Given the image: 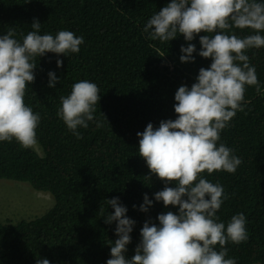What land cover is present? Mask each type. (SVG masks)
<instances>
[{"label":"trees","instance_id":"obj_1","mask_svg":"<svg viewBox=\"0 0 264 264\" xmlns=\"http://www.w3.org/2000/svg\"><path fill=\"white\" fill-rule=\"evenodd\" d=\"M169 2L0 0V36L13 29L15 39L22 41L38 20L41 34L68 30L84 37L76 54L47 53L35 61V80L24 102L41 117L36 130L41 155L15 141L0 142V180L26 183L53 201L39 217L14 224L0 221V264H37L41 258L50 264H106L110 241L118 238L115 222L104 223L105 215L113 212L107 200L114 197L135 221L126 253L130 259L144 222L158 224L156 217L162 212L178 211L155 201L147 213L139 211L144 195L152 200L165 185L155 175L151 182L145 178L149 170L138 156L137 133L149 123L158 128L161 121L174 120L177 89L191 87L199 69L208 68L211 61L196 54L199 36L191 41L196 45L195 62L182 64L180 48L188 43L183 36L162 43L143 31ZM235 31L241 37L251 34ZM247 55L260 91L246 86L244 111L236 114L218 142L232 148L242 163L235 173L204 176L222 185L228 197L217 212L221 222L227 224L238 213L246 217L248 240L229 242L228 256L237 264H264V48L250 49ZM57 59L63 60L60 68ZM50 71L61 80L54 88L47 86ZM81 80L95 83L101 98L94 121L87 129L78 128L83 138L77 139L57 113L60 97L70 95Z\"/></svg>","mask_w":264,"mask_h":264},{"label":"clouds","instance_id":"obj_2","mask_svg":"<svg viewBox=\"0 0 264 264\" xmlns=\"http://www.w3.org/2000/svg\"><path fill=\"white\" fill-rule=\"evenodd\" d=\"M30 27L22 41L15 39L13 29L0 36V142L15 141L24 149L38 144L36 130L41 117L24 102L26 90L35 80V61L47 53L76 54L84 43L83 36L68 30L55 36L41 34L38 20ZM235 30H250L251 34L241 37ZM143 31L149 39L162 43L183 36L188 43L180 48L182 64L195 62L196 45L191 41L199 36L200 51L196 54L211 63L199 69L191 87L177 89L174 120L161 121L158 128L149 123L137 133L138 156L149 170L145 178L151 182L155 175L165 185L152 200L145 194L139 211L147 213L153 201L178 211L162 212L156 217L158 224L146 220L134 255L128 259L135 221L126 215L127 208L117 197L107 200L113 212L105 215L104 223L115 222L118 238L110 241L106 264H237L228 256L227 245L248 240L246 217L238 213L227 224L219 220L217 212L228 197L222 185L204 174L235 173L242 163L232 148L218 142L236 114L244 111L246 86L260 91L256 68L247 52L264 48V2L170 0L151 16ZM62 65L63 60L57 59V68ZM48 80L49 88L61 82L51 71ZM99 93L95 83L81 80L72 86L70 95L60 97L57 115L77 139L83 138L78 128L87 129L94 121ZM37 264L50 262L41 258Z\"/></svg>","mask_w":264,"mask_h":264},{"label":"rangeland","instance_id":"obj_3","mask_svg":"<svg viewBox=\"0 0 264 264\" xmlns=\"http://www.w3.org/2000/svg\"><path fill=\"white\" fill-rule=\"evenodd\" d=\"M39 155V146L32 148ZM53 206L48 194L32 190L28 184L0 180V221L16 223L39 217Z\"/></svg>","mask_w":264,"mask_h":264}]
</instances>
